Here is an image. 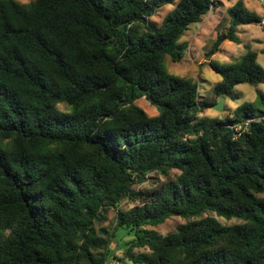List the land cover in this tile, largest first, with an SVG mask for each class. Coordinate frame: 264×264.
Returning a JSON list of instances; mask_svg holds the SVG:
<instances>
[{"label":"trees","instance_id":"trees-1","mask_svg":"<svg viewBox=\"0 0 264 264\" xmlns=\"http://www.w3.org/2000/svg\"><path fill=\"white\" fill-rule=\"evenodd\" d=\"M168 4L159 24L150 19ZM215 7L0 0V264H107L114 234L96 223L113 208V230L135 236L123 253L131 264H264V118L234 135L264 116V95L263 108L201 117L215 101L164 65L181 59L179 38ZM226 12L207 54L260 20L241 0ZM245 48L233 63L207 62L221 77L216 101L264 83L257 52ZM142 97L156 115L135 103ZM171 216L187 221L164 235L147 228Z\"/></svg>","mask_w":264,"mask_h":264},{"label":"rangeland","instance_id":"rangeland-1","mask_svg":"<svg viewBox=\"0 0 264 264\" xmlns=\"http://www.w3.org/2000/svg\"><path fill=\"white\" fill-rule=\"evenodd\" d=\"M19 3H29L33 0H17ZM177 1V0H176ZM217 2L219 10L217 12L211 11L206 17L203 18L201 25V31L199 30L197 34H194L195 27L198 24L191 25L188 30L179 38L178 43L181 45V59L177 62H172L169 56L164 59V65L167 71L173 75L180 76L183 78H189L197 82L198 91L200 94V100L215 101L216 97L212 92V88L215 83H217L221 77L219 74L215 73L207 62L214 60L219 64H230L237 61L241 55H243L247 50L245 44H249L250 49L254 46L257 55V62L264 69V32L257 25H239L237 28V35L239 36L240 43L236 44L231 41H224L217 52L209 53V49L216 37V31L218 29H223L228 25L229 16L226 9L230 7L235 0H214ZM246 1V0H245ZM248 1V0H247ZM248 8L255 13L256 10L255 0H250ZM259 4V1H257ZM245 3V2H244ZM246 4V3H245ZM257 4V5H258ZM173 5H164L157 9L156 13L150 17V19L156 23H160L166 13L171 10ZM215 13V20L213 21L210 14ZM193 37L191 39L190 36ZM241 34V35H240ZM264 95V83H257L256 85H249L246 83L237 84L233 87L232 97L228 96L224 98L223 109L221 111H216L211 107L207 108L199 114V116H209V117H219L223 118L226 115L232 113V111L242 103H251L255 108H263L258 101V95ZM140 106L149 116H154L158 113L157 108L151 105L143 97L136 100L135 102ZM213 104V105H214ZM59 109H64L63 104L58 105ZM158 182L163 180V176L156 177ZM153 180L145 182L144 185L151 186ZM153 184H157L153 183ZM132 201H123L119 206L121 209H127L132 205ZM117 210L109 209L104 215L105 218L97 222V227H104L109 232L113 231L114 236L110 246L113 248V257L108 260V264H131L126 258H124L123 253L126 249L127 244L135 238L133 231L126 228H119L115 231L113 230V225L115 222ZM218 219L222 224H232L238 222V220L231 218L225 219L223 217H218L214 213H207ZM204 214L203 216L207 215ZM187 219L181 216H171L165 222L157 226H147L148 229H153L160 234H166L175 230L176 226L183 224ZM143 249L134 248V252L142 251Z\"/></svg>","mask_w":264,"mask_h":264},{"label":"built area","instance_id":"built-area-1","mask_svg":"<svg viewBox=\"0 0 264 264\" xmlns=\"http://www.w3.org/2000/svg\"><path fill=\"white\" fill-rule=\"evenodd\" d=\"M258 1H259L260 6H261V11H260V14H259L260 20H259L257 25L264 32V0H258ZM261 118H264V116H262V117H251V118L243 120L241 123H239L236 126H234V130H235L234 135L237 136L240 132L246 131V129L248 127V123L250 121H259ZM115 264H117V262Z\"/></svg>","mask_w":264,"mask_h":264},{"label":"crops","instance_id":"crops-1","mask_svg":"<svg viewBox=\"0 0 264 264\" xmlns=\"http://www.w3.org/2000/svg\"><path fill=\"white\" fill-rule=\"evenodd\" d=\"M220 1H223V0H220ZM236 1H237V0H235V2H236ZM241 1L243 2V4H244L247 8H248V5H249V2L251 3L250 0H248V1H247V0H246V1H245V0H241ZM255 1H256V0H255ZM257 1H258V0H257ZM257 1L255 2V4H256V8H257L256 11L258 12L257 14L259 15V14H260V11H261V6H260V4H258ZM235 2H234V3H235ZM244 2H245L246 4H245ZM234 3H233V4H234ZM233 4H232V5H233ZM257 4H258V5H257ZM232 5H231V6H232ZM248 9H249V8H248ZM218 10H219V7H218V4H217V7H215L212 11H213V12H217ZM249 10H250V9H249ZM251 11H252V10H251ZM214 15H215V13H213V14L211 13V14H210V17H212L213 21L216 19ZM201 25H202V24L199 23L198 26L195 27V32H194V34H197L199 30L201 31ZM250 25H253V24H250ZM245 26H246V25H245ZM246 28H247V26H246ZM240 35H241V34H240ZM190 37H191V39H192L193 34H192V36H190ZM192 40H193V39H192ZM246 45L249 46V44H245V46H246ZM252 49H253L254 51H256L255 48H254V46L252 47ZM257 55H258V53H257Z\"/></svg>","mask_w":264,"mask_h":264},{"label":"water","instance_id":"water-1","mask_svg":"<svg viewBox=\"0 0 264 264\" xmlns=\"http://www.w3.org/2000/svg\"><path fill=\"white\" fill-rule=\"evenodd\" d=\"M223 104H224V97L220 96L216 104L212 105V108L216 111H221L223 109Z\"/></svg>","mask_w":264,"mask_h":264},{"label":"clouds","instance_id":"clouds-1","mask_svg":"<svg viewBox=\"0 0 264 264\" xmlns=\"http://www.w3.org/2000/svg\"><path fill=\"white\" fill-rule=\"evenodd\" d=\"M25 2H27V0H25Z\"/></svg>","mask_w":264,"mask_h":264}]
</instances>
